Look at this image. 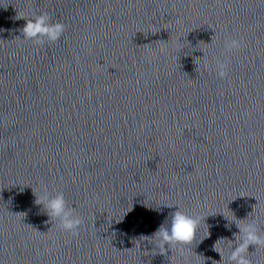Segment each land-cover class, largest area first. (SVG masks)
<instances>
[{
	"label": "water",
	"instance_id": "95a60500",
	"mask_svg": "<svg viewBox=\"0 0 264 264\" xmlns=\"http://www.w3.org/2000/svg\"><path fill=\"white\" fill-rule=\"evenodd\" d=\"M41 13L57 41L22 39L17 15ZM163 203L209 215L210 237L202 221L189 245L144 241ZM222 213L264 235V0H0V264H220L238 231Z\"/></svg>",
	"mask_w": 264,
	"mask_h": 264
},
{
	"label": "clouds",
	"instance_id": "9594fccd",
	"mask_svg": "<svg viewBox=\"0 0 264 264\" xmlns=\"http://www.w3.org/2000/svg\"><path fill=\"white\" fill-rule=\"evenodd\" d=\"M21 18L26 21L23 27L19 29L22 33V39H31L37 44L44 43L42 38L55 42L65 30L63 23L51 22L47 13L34 14L31 17L21 14L16 17V19ZM240 46L241 42L237 39L225 41L227 51L238 49ZM217 75L221 78L226 75L225 65H218ZM35 197V204L41 206L42 213L48 216L50 222L56 221L58 227L63 231L73 236L78 235L82 218L75 213L74 207L68 206L62 192L51 195L45 190L41 192L39 197L36 195ZM161 205L170 209L174 207L175 210L168 213L154 233L142 234L141 237L144 241L154 243L155 247H159L161 250H172L176 245H189L196 240L202 221L205 225V234L200 238L199 243L210 237L209 225L205 222V218L209 215L206 217L191 215L182 210L179 204L163 203L150 210L162 211ZM223 217L227 221L226 228L230 229L234 223L238 231L233 233L232 239L221 237L213 244V250L219 253L221 258L218 262L220 264H251L247 256L249 246H264V235L260 234L255 220L244 222L245 218L240 219L234 215L235 218L230 221L224 214ZM222 241L226 242L229 249L227 254L219 247ZM177 251L180 255H183V248L177 249Z\"/></svg>",
	"mask_w": 264,
	"mask_h": 264
}]
</instances>
